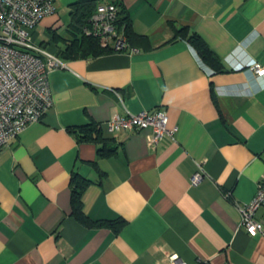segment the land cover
<instances>
[{
    "label": "crops",
    "instance_id": "0c3cea01",
    "mask_svg": "<svg viewBox=\"0 0 264 264\" xmlns=\"http://www.w3.org/2000/svg\"><path fill=\"white\" fill-rule=\"evenodd\" d=\"M118 1L144 37L136 50L63 59L48 72L42 119L0 147V264H171L172 254L186 264H264V233L240 223L264 173V75L251 68L264 66V0ZM75 2L55 1L37 43L56 54ZM170 22L197 31L223 70L186 40L168 42ZM156 107L173 132L153 148L146 130L107 129L116 114ZM92 123L99 142L72 131ZM198 163L203 177L192 185ZM73 172L89 180L83 211L122 217L118 232L71 215ZM254 216L264 223V204Z\"/></svg>",
    "mask_w": 264,
    "mask_h": 264
},
{
    "label": "built area",
    "instance_id": "2783aa9c",
    "mask_svg": "<svg viewBox=\"0 0 264 264\" xmlns=\"http://www.w3.org/2000/svg\"><path fill=\"white\" fill-rule=\"evenodd\" d=\"M56 0H0V147L17 136L27 125L39 121L52 104L48 72L65 66L64 60L34 40L41 18L55 11ZM118 6L110 1L98 4L83 32L97 37L103 47L115 51H135L128 44L123 26L118 25ZM257 75L264 66L253 63ZM110 132L146 130V142L155 147L164 135H172L167 127V113L156 107L137 113L116 114L106 121ZM203 169L198 163L190 183L201 181ZM264 204V173L257 182L250 201L240 208V223L250 234L264 233V223L254 214ZM171 264H186L170 255ZM209 264V263H206Z\"/></svg>",
    "mask_w": 264,
    "mask_h": 264
},
{
    "label": "trees",
    "instance_id": "16d2710c",
    "mask_svg": "<svg viewBox=\"0 0 264 264\" xmlns=\"http://www.w3.org/2000/svg\"><path fill=\"white\" fill-rule=\"evenodd\" d=\"M104 1L113 2L118 6L117 23L123 26L127 42L130 46H135V41L144 37L134 33L131 27L130 18L127 10L121 5L118 0H76L72 4L70 10V23L66 27L65 33L60 36L63 45L59 46L56 55L64 60L75 58H86L88 56L96 57L102 54L114 52L112 47H103L100 45L97 37L87 35L83 32L84 27L88 23V19L95 10L96 6ZM174 30V36L168 42L176 39L186 40L197 52L201 60L212 68L214 72L223 70V63L218 56L210 49L200 34L188 25H176L170 22ZM54 38V35L51 39ZM58 38V37H57ZM50 39V40H51ZM39 44V43H38ZM41 45V44H40ZM72 131L77 134L80 140H95L101 141L100 127L96 124L84 125L78 128H73ZM101 150V148H99ZM89 184L87 178L79 176L73 172L70 177L71 196H70V213L82 225L89 228L107 227L118 232L125 220L122 217L109 218H92L83 211L82 193Z\"/></svg>",
    "mask_w": 264,
    "mask_h": 264
},
{
    "label": "rangeland",
    "instance_id": "374dc122",
    "mask_svg": "<svg viewBox=\"0 0 264 264\" xmlns=\"http://www.w3.org/2000/svg\"><path fill=\"white\" fill-rule=\"evenodd\" d=\"M51 14V13H50ZM47 15H49V14H47ZM46 16V15H45ZM45 16H43L42 18H41V20L45 17ZM40 20V21H41ZM39 21V22H40ZM41 30V28L38 26V24L36 25V27H35V31H34V40L36 41V40H38V37H37V35H36V31H40ZM50 48V45L48 46V48L47 49H49Z\"/></svg>",
    "mask_w": 264,
    "mask_h": 264
}]
</instances>
